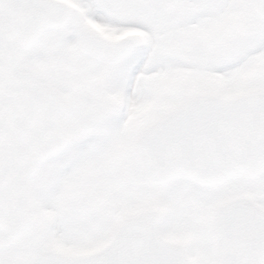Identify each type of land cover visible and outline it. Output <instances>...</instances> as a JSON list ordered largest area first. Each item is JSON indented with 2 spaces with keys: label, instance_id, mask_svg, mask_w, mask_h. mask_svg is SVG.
Masks as SVG:
<instances>
[{
  "label": "snow or ice",
  "instance_id": "snow-or-ice-1",
  "mask_svg": "<svg viewBox=\"0 0 264 264\" xmlns=\"http://www.w3.org/2000/svg\"><path fill=\"white\" fill-rule=\"evenodd\" d=\"M0 264H264V0H0Z\"/></svg>",
  "mask_w": 264,
  "mask_h": 264
}]
</instances>
